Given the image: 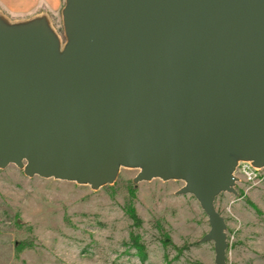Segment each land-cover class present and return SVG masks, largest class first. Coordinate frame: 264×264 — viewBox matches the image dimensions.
<instances>
[{
    "label": "water",
    "instance_id": "water-1",
    "mask_svg": "<svg viewBox=\"0 0 264 264\" xmlns=\"http://www.w3.org/2000/svg\"><path fill=\"white\" fill-rule=\"evenodd\" d=\"M50 19L0 13V169L28 177L185 185L201 242L227 264L222 193L264 167V0H64Z\"/></svg>",
    "mask_w": 264,
    "mask_h": 264
},
{
    "label": "rangeland",
    "instance_id": "rangeland-1",
    "mask_svg": "<svg viewBox=\"0 0 264 264\" xmlns=\"http://www.w3.org/2000/svg\"><path fill=\"white\" fill-rule=\"evenodd\" d=\"M54 28L65 42L62 17ZM138 173L122 168L113 184L93 190L31 178L15 164L0 169V264H215L214 243L201 242L207 215L194 196L177 194L185 183L135 185ZM235 175L237 195L216 199L227 264H264V167L241 162Z\"/></svg>",
    "mask_w": 264,
    "mask_h": 264
},
{
    "label": "crops",
    "instance_id": "crops-1",
    "mask_svg": "<svg viewBox=\"0 0 264 264\" xmlns=\"http://www.w3.org/2000/svg\"><path fill=\"white\" fill-rule=\"evenodd\" d=\"M64 0H0V13L11 22L46 15L53 26L61 21Z\"/></svg>",
    "mask_w": 264,
    "mask_h": 264
},
{
    "label": "trees",
    "instance_id": "trees-1",
    "mask_svg": "<svg viewBox=\"0 0 264 264\" xmlns=\"http://www.w3.org/2000/svg\"><path fill=\"white\" fill-rule=\"evenodd\" d=\"M129 212H130V215H131L132 219L135 220L137 223H139L140 222V219L137 217L135 211L133 209H131ZM132 241H133L134 246L138 250L142 251V247L139 246L138 242L135 239H132Z\"/></svg>",
    "mask_w": 264,
    "mask_h": 264
}]
</instances>
